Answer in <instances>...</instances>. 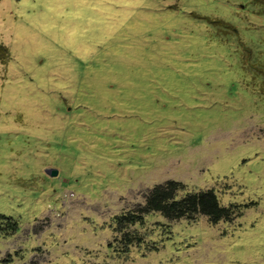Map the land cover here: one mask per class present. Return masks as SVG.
<instances>
[{"label": "rangeland", "instance_id": "rangeland-1", "mask_svg": "<svg viewBox=\"0 0 264 264\" xmlns=\"http://www.w3.org/2000/svg\"><path fill=\"white\" fill-rule=\"evenodd\" d=\"M253 1L0 0V216L17 223L0 264H264ZM168 180L233 216L147 212L115 231Z\"/></svg>", "mask_w": 264, "mask_h": 264}, {"label": "trees", "instance_id": "trees-1", "mask_svg": "<svg viewBox=\"0 0 264 264\" xmlns=\"http://www.w3.org/2000/svg\"><path fill=\"white\" fill-rule=\"evenodd\" d=\"M256 1L253 2L256 3ZM181 188V183L173 180L154 185L145 196L144 205L136 210L114 216L115 231H123L128 225L143 222V215L147 212H159L168 219L191 218L197 214H202L212 224L233 216L232 207L220 206L212 190L185 193L182 197L177 198V191ZM16 230V221L0 216V234L7 235L9 232H16ZM134 241L140 242L139 237L125 233L122 238L125 250Z\"/></svg>", "mask_w": 264, "mask_h": 264}, {"label": "water", "instance_id": "water-1", "mask_svg": "<svg viewBox=\"0 0 264 264\" xmlns=\"http://www.w3.org/2000/svg\"><path fill=\"white\" fill-rule=\"evenodd\" d=\"M45 171L49 174V175H55L56 174V170L52 169V168H47L45 169Z\"/></svg>", "mask_w": 264, "mask_h": 264}]
</instances>
